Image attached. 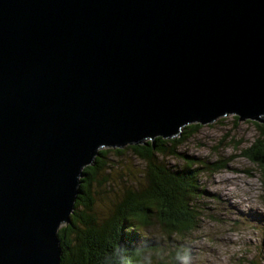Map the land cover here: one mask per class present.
Returning a JSON list of instances; mask_svg holds the SVG:
<instances>
[{
  "label": "water",
  "instance_id": "obj_1",
  "mask_svg": "<svg viewBox=\"0 0 264 264\" xmlns=\"http://www.w3.org/2000/svg\"><path fill=\"white\" fill-rule=\"evenodd\" d=\"M264 123V0H0V264H60L100 149Z\"/></svg>",
  "mask_w": 264,
  "mask_h": 264
},
{
  "label": "trees",
  "instance_id": "obj_2",
  "mask_svg": "<svg viewBox=\"0 0 264 264\" xmlns=\"http://www.w3.org/2000/svg\"><path fill=\"white\" fill-rule=\"evenodd\" d=\"M253 122L258 138L242 154L259 167L264 182V123ZM199 127L201 124H190L171 139L156 137L123 149H100L94 164L83 170L71 223L59 228L60 264H141L146 253L152 254V264H178L175 256L188 253L183 242L191 238L200 223L197 203L203 190L198 180L204 170L193 158L184 157L182 164L174 167L165 159L180 158L178 146ZM127 150L144 162L142 176L134 185L121 187L111 207L99 216L93 187L109 182V155ZM152 228L155 233L149 232Z\"/></svg>",
  "mask_w": 264,
  "mask_h": 264
},
{
  "label": "rangeland",
  "instance_id": "obj_3",
  "mask_svg": "<svg viewBox=\"0 0 264 264\" xmlns=\"http://www.w3.org/2000/svg\"><path fill=\"white\" fill-rule=\"evenodd\" d=\"M235 116L229 114L201 125L178 146L180 158L165 159L174 167L182 164L184 157L193 158L204 170L198 180L203 190L197 203L200 223L182 245L192 257L191 264H264L263 175L242 154L256 141L259 131L253 121ZM108 165L109 182L93 187L99 216L111 207L121 187L135 184L145 167L132 150L111 153ZM215 166L218 170L209 169Z\"/></svg>",
  "mask_w": 264,
  "mask_h": 264
},
{
  "label": "clouds",
  "instance_id": "obj_4",
  "mask_svg": "<svg viewBox=\"0 0 264 264\" xmlns=\"http://www.w3.org/2000/svg\"><path fill=\"white\" fill-rule=\"evenodd\" d=\"M175 260L178 264H191L192 257L188 253H177ZM141 264H152V254L146 253L143 255Z\"/></svg>",
  "mask_w": 264,
  "mask_h": 264
}]
</instances>
